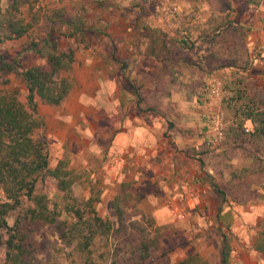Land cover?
Here are the masks:
<instances>
[{"label":"rangeland","instance_id":"rangeland-1","mask_svg":"<svg viewBox=\"0 0 264 264\" xmlns=\"http://www.w3.org/2000/svg\"><path fill=\"white\" fill-rule=\"evenodd\" d=\"M167 1L141 0L159 9ZM205 1L211 7L208 10L216 13L217 18H222L221 25H217L216 36L205 44L174 49L171 59L160 57L159 74L137 83L134 76H119V58L123 56L124 46L108 43L107 38L112 33L94 30L88 23L80 24L78 21L82 19L66 11L67 7H72L70 2L62 6L60 0H16V15L28 24L29 30L16 40L18 51H13L8 42L0 44L1 57L9 61L18 60L22 69L44 66V59L26 49L31 43L41 42L49 31L56 37L58 47L73 50L75 57L69 74L73 84L71 93L57 106L38 103L44 129L35 134V137L42 135L47 143L49 168L53 169L59 161H64L67 170L72 172L71 195L74 200L68 202L66 196L58 191L56 181L48 176L38 180L35 191L46 195L49 208L61 212L60 221H75L74 211L64 212L66 205L74 210L80 209L83 220H88L89 213L84 202L91 199L96 214L108 218L113 225V231L107 234H102L100 228L90 226V223L78 226L81 238L88 236L90 230L94 233L85 250L76 242L65 246L54 225L32 224L28 231L36 241L35 255L40 264H83L86 256L92 264H180L186 259H192L191 264H198L196 258L202 259L204 264H222L221 250L224 245L230 253L228 264H264V255L253 249L252 254L250 243L248 254H242L239 259L234 257L243 240L248 241L250 237L232 238L225 228L219 231V226H208L205 230L187 210L175 209L172 215L166 204L151 210L150 206L143 204L141 193L131 196L135 190L129 191L130 185L122 181V177L118 178L119 165L114 167V154L109 150L110 137L118 130L114 121L121 116V109L115 94L110 96L105 91L104 83L111 79L107 75L116 76V84L120 88L132 86L135 90L142 87V81L152 79L155 91L133 92L134 89H130L135 96L132 101L137 100L145 111L154 110L164 117L169 131L175 126L174 118L178 123L186 118L180 115L175 105L183 106L181 102H187L188 94L195 92L193 88L191 93L186 91L189 77L185 72L192 70L195 78L196 74L201 76L194 81L199 92H195L194 96L206 106V127L199 134L202 140L200 147L192 149L190 158L203 168L205 177L202 175L201 178L212 190V181L221 188L226 204L241 207L250 199L260 197L258 204L264 206V141H256V145H239L231 134L240 119L238 106L245 100L235 99L233 90L243 91L244 96H252L264 107V54L259 46L249 43L263 30L252 28L256 12L264 10L263 0ZM11 3V0H0V7L6 10ZM237 9L238 15L234 14ZM72 19L77 21L76 26L69 25ZM258 42L259 39H256ZM20 71L1 74L0 90L17 91L23 99L25 87ZM4 79L8 80L7 84H1ZM174 94L177 96L174 97ZM121 95L120 99L124 93ZM109 97L113 99L107 102ZM244 126L253 131L249 121H244ZM168 131L164 134L166 138ZM110 170L116 173L115 177L107 174ZM115 208L120 209L121 222ZM165 210L170 216L169 221ZM263 220L264 213L248 226L254 233L253 237L259 233ZM8 222L12 224L13 217ZM144 246L148 249V257L139 263L137 259ZM83 249L85 254L81 253ZM89 251L90 254H87ZM3 259L0 239V263Z\"/></svg>","mask_w":264,"mask_h":264},{"label":"crops","instance_id":"crops-1","mask_svg":"<svg viewBox=\"0 0 264 264\" xmlns=\"http://www.w3.org/2000/svg\"><path fill=\"white\" fill-rule=\"evenodd\" d=\"M60 2L62 6L67 2L71 3L72 7H67L66 11L82 19L78 21L80 24L88 23L94 30L112 33L109 37L112 40L107 38L108 43L124 46L123 56L119 58L121 67L119 76L125 78L134 76L137 83H140L141 79L156 77L159 74L160 57L162 59L167 56L171 59L174 49L183 50L181 46L208 43L214 35L216 36L217 25L220 26L222 23V18H217L216 13L208 10L211 7H208L205 0H168L161 9L142 3L141 0H103L101 3H94L91 0ZM262 4L264 7V0ZM259 11L261 14L256 12L252 28L263 30L249 43L259 46L264 54V10ZM238 13L237 9L234 14ZM77 24L74 19L70 20V26ZM256 39H259L258 43ZM16 45H18L16 41H8V46L13 47V51L19 50ZM193 74L192 70L185 72L189 77L186 81L187 93H191L192 88L195 92L198 90L195 89L194 81L201 76L196 74L195 78ZM106 77L111 79L105 81V91H108L110 96L115 94L114 98L121 109V116L114 121L116 122L114 125H118V130L110 137L109 150L114 154L112 161L114 167L119 165L118 178L122 177V181L130 185L129 191L135 190L131 196L141 193L143 204L150 206L151 210L165 204L170 208L172 215L175 209L187 210L189 215L197 220L195 222L202 225L205 230L219 226V231L225 228L228 236L232 238H239L242 235L250 237L248 241L243 240L236 253L232 251L237 259L248 252V243L252 246L250 250H254L256 237H253L254 233L248 226L264 213V206L258 204L260 197L250 199L241 207L222 202L205 179L201 178L202 175L205 177L203 168L190 158L192 149L200 147L202 140L199 134L206 127V106L195 99V92L188 94L187 102H181L183 106L175 105L180 110V115H185L186 118H182L178 123L173 117L175 126L168 131L169 124L164 117L154 110L145 111L139 101H132L135 97L130 91L134 89L132 86L120 88L116 84V76ZM141 85L140 89L136 87L137 90L134 89L133 92L155 91L152 79L142 81ZM122 93L124 96L120 99ZM176 96L177 94H174V97ZM109 98L107 102L113 99ZM167 131L168 138L164 136ZM107 174L114 177L116 175L111 170ZM164 214L169 221L167 210ZM222 250L228 254L226 262L228 264L230 253L225 245Z\"/></svg>","mask_w":264,"mask_h":264},{"label":"trees","instance_id":"trees-1","mask_svg":"<svg viewBox=\"0 0 264 264\" xmlns=\"http://www.w3.org/2000/svg\"><path fill=\"white\" fill-rule=\"evenodd\" d=\"M11 1L6 10L0 7V44L19 40L29 30L28 24L16 15V0ZM30 45L26 50L33 51L44 59V66L22 69L18 60L9 61L0 56V75L20 69L25 87L23 99L17 91L0 90V239L4 251V259L0 264H40L35 255L36 241L28 231L29 226L34 223L54 225L65 246L74 245L76 242L77 246H83L85 250L89 241L94 238V233L90 230L88 236L81 238L78 235V226L90 223V226L100 228L102 234L113 231L112 222L96 214L91 199L84 202L89 213L88 220H83L80 209L74 210L66 205L64 212L74 211L75 221H60L61 212L49 208L46 195L35 191L38 180L48 176L56 181L58 191L66 196L68 202L74 200L71 195L72 172L67 170L64 161H59L55 168L50 169L47 143L42 135L35 137V134L44 129V121L38 113V103L57 106L72 89L69 74L74 63V52L71 49L61 50L51 31L41 42ZM1 81V84L8 83L7 79ZM233 91L235 99H245L238 106L239 122L231 130L235 143L256 145V141H264V107L252 96H244L243 91ZM244 121L253 125V131L245 132ZM211 184L216 196L224 202V192L213 181ZM115 213L121 222L120 209L115 208ZM11 217L13 223L9 224L8 219ZM84 249L81 253L85 254ZM147 250L144 246L137 259L139 263L148 257ZM254 250L264 255V220L256 236ZM221 255L223 263L226 264L227 252L222 250ZM87 258L86 256L83 264H92ZM196 260L198 264H204L202 259ZM191 261L192 259H186L180 264H191Z\"/></svg>","mask_w":264,"mask_h":264},{"label":"built area","instance_id":"built-area-1","mask_svg":"<svg viewBox=\"0 0 264 264\" xmlns=\"http://www.w3.org/2000/svg\"><path fill=\"white\" fill-rule=\"evenodd\" d=\"M94 3H101L103 0H91ZM245 132H249L251 128L249 126H244Z\"/></svg>","mask_w":264,"mask_h":264}]
</instances>
